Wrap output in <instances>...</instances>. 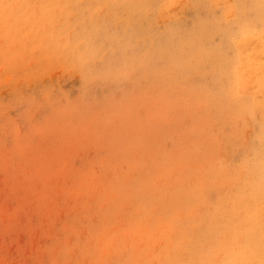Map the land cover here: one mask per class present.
I'll return each instance as SVG.
<instances>
[{
	"label": "rangeland",
	"instance_id": "rangeland-1",
	"mask_svg": "<svg viewBox=\"0 0 264 264\" xmlns=\"http://www.w3.org/2000/svg\"><path fill=\"white\" fill-rule=\"evenodd\" d=\"M251 1L0 0V264H264Z\"/></svg>",
	"mask_w": 264,
	"mask_h": 264
},
{
	"label": "bare ground",
	"instance_id": "bare-ground-1",
	"mask_svg": "<svg viewBox=\"0 0 264 264\" xmlns=\"http://www.w3.org/2000/svg\"><path fill=\"white\" fill-rule=\"evenodd\" d=\"M250 8L252 9V11L254 12V13H257V17H258V19L259 20H262L263 19V17H264V0H252L251 1V4H250ZM240 11H241V18H239V20H238V26H239V28H241V31H240V33H239V36L240 37H245V39H247L248 37H250V36H252L253 35V33H251L252 32V30H251V28H250V24H251V21L249 20V18H247V17H245V15H244V13H243V11H245L244 9H243V7H240ZM236 14V13H235ZM237 15V14H236ZM221 21V20H220ZM250 28V30H251V32L248 30ZM243 29H247L248 31L246 32V33H244L243 32ZM201 30H203L204 32L202 33V34H204V33H207V35L209 34L210 35V33H209V25H208V23H205V24H203V25H201ZM218 31V30H217ZM174 36V35H173ZM252 38V37H251ZM258 39V38H257ZM167 40H168V38H167ZM166 40V41H167ZM235 40V39H234ZM241 40V39H240ZM169 41V40H168ZM245 42V41H244ZM237 43V42H236ZM238 44V43H237ZM240 44H241V42H240ZM239 44V45H240ZM246 44V43H245ZM170 45V44H169ZM169 45H167V46H169ZM174 46V45H173ZM248 46V48H249V46L250 45H247ZM251 47V46H250ZM177 48V47H176ZM166 49V48H165ZM246 49V48H245ZM242 50V49H241ZM245 51V50H244ZM243 51V52H244ZM238 54H239V52H238ZM263 54V53H262ZM165 55V54H164ZM221 55V54H220ZM260 55H261V53L259 54V56L258 55H256V58L257 57H259V58H261L260 57ZM243 56V55H242ZM237 57V56H236ZM244 57V56H243ZM225 58V57H224ZM238 58V57H237ZM241 58V57H240ZM245 58V57H244ZM243 58V59H244ZM256 58H255V60H256ZM242 59V58H241ZM258 59V58H257ZM234 60V59H233ZM233 60H230V62H232L233 63ZM253 61L252 63H256V61ZM252 66V65H251ZM254 68V67H253ZM239 83V82H238ZM234 89V88H233ZM261 188V185H259V187H258V194H257V198H259V199H263L264 198V193H263V189H260ZM253 215H250L249 216V221H250V219H253ZM247 250L249 251V252H251V253H257L256 254V256H255V258L253 259H250V260H253V261H256V262H258L257 260H259V262L260 263H264V235H259V234H255V235H253V239L250 241V243L248 244V245H244L242 248H241V250L239 251V250H236L235 252H234V254L235 255H237L238 257H240V258H242L243 260H245L244 259V255L246 254V252H247ZM242 263V261L240 260V261H238V264H241ZM227 264H237L236 262H235V260H232V259H230V260H228L227 261Z\"/></svg>",
	"mask_w": 264,
	"mask_h": 264
}]
</instances>
